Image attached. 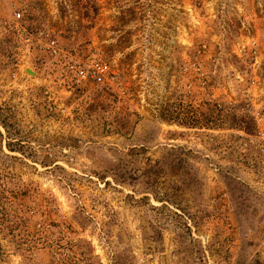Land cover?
<instances>
[{
    "label": "rangeland",
    "instance_id": "rangeland-1",
    "mask_svg": "<svg viewBox=\"0 0 264 264\" xmlns=\"http://www.w3.org/2000/svg\"><path fill=\"white\" fill-rule=\"evenodd\" d=\"M263 108L264 0H0V264H264Z\"/></svg>",
    "mask_w": 264,
    "mask_h": 264
},
{
    "label": "built area",
    "instance_id": "built-area-1",
    "mask_svg": "<svg viewBox=\"0 0 264 264\" xmlns=\"http://www.w3.org/2000/svg\"><path fill=\"white\" fill-rule=\"evenodd\" d=\"M16 17L21 18V13L18 12L16 14ZM49 49L55 55H57L60 51L59 46L57 45V42L55 40L51 41V43L49 44ZM71 69L74 70L75 79L77 83H82V82L101 83L104 81V78L106 77L107 74V65L101 62H97L88 68L81 66H71ZM255 118L258 124V135L264 142V108L261 110V112H258L256 114ZM262 146L264 152V144ZM263 167H264V159H263Z\"/></svg>",
    "mask_w": 264,
    "mask_h": 264
},
{
    "label": "trees",
    "instance_id": "trees-1",
    "mask_svg": "<svg viewBox=\"0 0 264 264\" xmlns=\"http://www.w3.org/2000/svg\"><path fill=\"white\" fill-rule=\"evenodd\" d=\"M77 249V245H73V244H71L70 245V248H68V251L69 252H71V253H74V250H76ZM83 256V255H82ZM85 258V257H84Z\"/></svg>",
    "mask_w": 264,
    "mask_h": 264
}]
</instances>
